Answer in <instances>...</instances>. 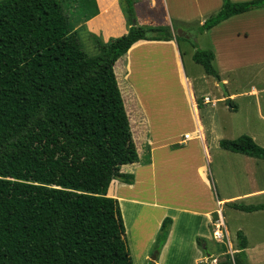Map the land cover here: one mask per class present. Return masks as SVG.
Segmentation results:
<instances>
[{"label":"trees","instance_id":"trees-1","mask_svg":"<svg viewBox=\"0 0 264 264\" xmlns=\"http://www.w3.org/2000/svg\"><path fill=\"white\" fill-rule=\"evenodd\" d=\"M221 1L186 41L170 27L137 25L135 0H121L127 34L106 43L88 35L97 52L90 58L62 0H0V264H133L119 203L106 197L112 181L133 184L119 170L138 162L113 67L137 42L176 39L188 42L192 61L220 82L213 53L199 49L194 34L264 9V0ZM218 146L264 161V149L248 136ZM112 184L116 191L119 183ZM171 223L163 220L154 256ZM204 243L196 239L203 253ZM236 245L232 259L217 264H247L241 232Z\"/></svg>","mask_w":264,"mask_h":264},{"label":"crops","instance_id":"crops-1","mask_svg":"<svg viewBox=\"0 0 264 264\" xmlns=\"http://www.w3.org/2000/svg\"><path fill=\"white\" fill-rule=\"evenodd\" d=\"M188 1H191L190 7L187 6ZM249 1L252 0H230L234 4ZM209 3H212L211 9H205L203 6ZM64 6L71 19L72 9H69L66 2ZM221 7V0H135L134 13L137 25L170 27L177 36L175 25L186 24L187 28L188 25L197 22L200 27L209 13L219 11ZM74 10H77L74 11L77 30L79 32L84 30L86 35H94L104 43L110 39L120 38L128 32L129 24L124 15L121 0H78ZM188 31L184 29L182 32L189 39L180 38L186 41L191 40L192 34ZM206 34L210 36V47L214 53L213 66L220 78V82L217 83L223 85L227 82L220 75L219 66H222L227 74H232L235 70L264 68V9L230 18L207 31ZM186 41L183 43L177 42L176 39L170 42L140 41L135 43L134 45H138L130 48L122 59L132 69L145 70V66H141L144 62L146 66L148 64L164 65L170 70L168 74L170 76L166 73L162 74L164 78L159 77L154 81L144 78L146 84L161 85V81L166 87V94L168 90L171 95L160 97V99L152 95L147 98V105L151 111L147 117L150 127L148 131L149 163L153 165L148 168L149 170L145 169L148 166H143L144 171L140 172L138 177H134L132 185L117 182L126 189L121 190L123 191L122 200L114 198L121 208L125 236L134 264H146L153 260L152 264H170L178 257L184 258V264H208L206 260L212 256L208 245L212 243V231L218 218L223 221L228 237L224 212L234 210L227 205H264L255 203L256 199L264 197V161L243 155L225 152L236 161L232 183L238 180L237 174L242 173L241 176L246 180V190L221 194L215 188L216 196L213 197L211 194L205 171L212 159L208 152L205 132L210 134V130L213 132V129L209 130V126L204 128L199 108L195 103L193 84L185 70L181 54L182 45H185L183 46L185 48H191ZM190 50L192 58L194 50L192 48ZM131 56L134 57L132 62ZM150 59L152 60L149 61ZM171 76L175 86L172 91L168 87ZM164 86L162 88H165ZM144 88L150 92L146 87ZM224 89L227 93L225 97L229 99V108L237 113L238 103L230 100L236 98V95L229 94L226 85ZM250 91L248 97L254 98L256 112L260 114L258 103L260 92L253 87ZM259 116L264 121V116L262 114ZM206 124L207 122L205 126ZM180 136L183 137L182 140H179ZM185 136L187 139H184ZM250 138L264 148V144L255 136L251 135ZM220 141L216 138L215 148ZM182 144L184 147H180ZM175 147L178 149L172 150ZM236 169L239 171L236 172ZM132 174L134 176L135 173L132 172ZM135 178L137 181L140 180L139 185L136 184ZM212 181L214 183V179ZM119 189L120 186L117 185L116 193ZM185 195L191 196V200L185 202L181 198ZM125 210L130 214L132 221L130 225L125 220ZM259 212L262 213V211ZM166 218L172 222L167 240L155 259H151L156 237ZM197 238L205 241V253L197 246ZM229 244L231 245L230 242ZM248 247L247 243L245 251L247 264H251ZM255 247L260 257L253 258L252 264H264V257H261L264 253V243L257 244Z\"/></svg>","mask_w":264,"mask_h":264},{"label":"rangeland","instance_id":"rangeland-1","mask_svg":"<svg viewBox=\"0 0 264 264\" xmlns=\"http://www.w3.org/2000/svg\"><path fill=\"white\" fill-rule=\"evenodd\" d=\"M65 2L67 3L69 9H72L71 11H73L71 21L74 27L73 29L77 30L78 26L74 22L75 19L74 11L77 10H74V8H75V4L77 5L78 0H66ZM190 5H191V1H188L187 6L190 7ZM211 6L212 3H209V4H205L203 7L205 9L208 8V10H210ZM219 11H214L209 13V15H207V18L205 20L217 14ZM185 25L186 24H181V23L175 25L176 32L183 31L185 29V30H189L188 33L195 32V34H197V29L199 28L197 22H193V24L188 25L187 28L185 27ZM77 33L79 34L78 36L80 38L82 47L86 52V54L90 58L95 57L97 55V52L93 48L90 37L86 35L84 30H81V32L77 30ZM205 33L199 36H195L194 34V37L197 38L193 41H195L198 48L200 47L199 49L202 48L201 50H208L213 53L211 49L212 47H210V36L207 34L206 36ZM183 46L185 45H182L181 47L183 51L181 52L183 56V63L185 65L186 68L185 70L188 74V77L191 80V83L193 84L192 86L195 97V103L199 108L198 111L202 120V124L204 128L209 126V130L210 128L213 129V132L210 130V134L208 132H205L207 138V147L209 148L208 152L212 159L210 165L207 167L205 171L206 179L209 181L211 194L213 195V197L216 196V190H219L221 194L222 192L229 194L235 193L236 191L243 192L247 188L246 180L241 176L242 173L241 174L239 173L237 174L238 180L232 183V179H233L232 173L234 172V168H235L234 164H236V161L230 158L231 156L229 154H226L225 153L226 151L221 150L219 146L215 148L216 138H219L220 140H235L241 136L250 137L251 135H253L255 136V138H257L259 141H261L264 144V121H262L261 117L259 116L261 114L264 116V68L257 69V67H255L248 70H235L232 72V74L229 73L227 74V72H225V70L222 69V66L218 67L221 72L220 75L222 76V78L227 80V82L223 83L224 86L226 85L227 92L229 94L233 93L236 95V98L230 99L231 101L235 100L234 103H238L239 105V111L235 113L233 112V110L229 108V103H228L229 99H227V97L224 96L223 91L218 86L219 83H217L212 78L206 76L202 67L195 64L192 61L191 50H190L192 48L191 45L189 44L191 48L189 47L185 48ZM133 58L134 57L131 56V62L133 61ZM154 58L157 62L156 57ZM122 59H119V61L114 65L113 73L115 76L118 91L120 93L121 99L124 104L125 114L127 116V120L130 128L131 140L137 154L138 162L132 165L120 167L119 172L121 174H131L132 176H133L132 172L135 173L136 175L134 174L133 176V183H134V177H138L139 173L144 171L143 168L145 167L143 166H148L147 168H145L148 169L153 165L149 163L150 158H149V150H148L149 147L148 131H150V127L147 117L151 111L149 110L147 105L148 103L147 98L150 95H152L153 97L157 96L159 99L160 97L164 98L166 96L167 97L171 96L168 90L166 94V90H165L166 87L161 81H160L161 85L146 84L144 78H148V79L150 78V81H154L159 77L164 78L162 74L166 73L167 76H170L168 75L170 70L167 69L166 66L164 65L153 66V64H148V66H146L144 62L141 64V66L144 65L146 68L145 70H140L138 68L132 69L131 67L128 66L127 62H125V60ZM152 59H150L149 61H151ZM163 86L165 88H162ZM144 87H146L150 92H147ZM168 87L170 91H172L173 87H175L173 77L170 79ZM252 87L260 92V95L258 96L260 100V101L258 100L260 114H257L256 112L257 107L254 98L248 97ZM204 98H208V100H210L211 103L208 104L207 106H204L203 104ZM206 122L207 124L205 126ZM182 138L183 137L180 136L179 140H182ZM180 147H184V144L180 145ZM177 149L178 147H175L172 150H177ZM139 167L141 168L137 170L136 168ZM235 171L238 172L239 170L236 169ZM213 179H214V183L212 181ZM139 181L140 180L138 181L136 180L137 185H139ZM113 182L116 184V182L119 181L116 180L111 182V184L108 187L106 197L107 198L113 197L112 199L118 198L122 200L123 191L121 190L126 188H124L125 186L118 184L120 186V189L116 193L114 189L110 190V187L113 186L112 184ZM126 196L124 197V199L126 198ZM181 198H183L185 202L191 200V196L189 195L182 196ZM255 203L264 204V197L256 199ZM224 218L228 230V237L225 243L223 244H218L215 243L213 240H211L212 243L208 245V248L212 251L211 257L217 259L216 261L218 262L224 261L226 257L232 259L237 249L236 234L238 232H241L245 236L247 243L249 245L248 247L249 262H251L252 264L253 258L260 257L258 254V250L256 249L257 247L255 246L257 244L264 243V211H262V213L258 212L252 214H243L236 211L226 210L224 212ZM125 220L129 225L130 222H132L130 214L126 212V210H125ZM229 242L231 243V245L229 244ZM223 251H226V253H223ZM130 254H131V250H130ZM153 257H154V253L150 258L152 259ZM211 257H208L206 260L208 264L210 263ZM261 257H264V253L262 254ZM131 258L133 260L132 256ZM153 261H149L146 264L148 263L151 264V262ZM184 263L185 260L183 257L182 258L178 257L177 259H173L170 262V264H184Z\"/></svg>","mask_w":264,"mask_h":264},{"label":"built area","instance_id":"built-area-1","mask_svg":"<svg viewBox=\"0 0 264 264\" xmlns=\"http://www.w3.org/2000/svg\"><path fill=\"white\" fill-rule=\"evenodd\" d=\"M210 103L211 102H210V100H208V98L203 99L204 105H208ZM184 139H187V137L185 136ZM212 240L218 244H223L227 240V234H226L225 227H224V224H223V221L221 220V218H218V220L214 223V230L212 231ZM210 259L211 260H210L209 264H217L218 263V261H216V259H214V258H210Z\"/></svg>","mask_w":264,"mask_h":264},{"label":"water","instance_id":"water-1","mask_svg":"<svg viewBox=\"0 0 264 264\" xmlns=\"http://www.w3.org/2000/svg\"><path fill=\"white\" fill-rule=\"evenodd\" d=\"M176 35L178 36V37H183V38H185V39H189V37L185 34V33H183L182 31H177L176 32ZM220 88H221V90L223 91V93H224V96H227V93H226V91H225V89H224V86L221 84V83H219V85H218ZM229 103V102H228ZM153 259H155V256L153 257Z\"/></svg>","mask_w":264,"mask_h":264}]
</instances>
